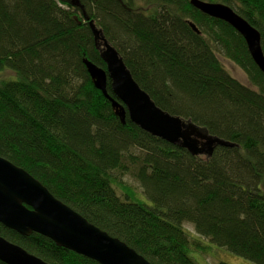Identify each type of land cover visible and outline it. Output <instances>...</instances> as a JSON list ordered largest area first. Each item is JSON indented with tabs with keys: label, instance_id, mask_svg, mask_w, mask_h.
Wrapping results in <instances>:
<instances>
[{
	"label": "trees",
	"instance_id": "1",
	"mask_svg": "<svg viewBox=\"0 0 264 264\" xmlns=\"http://www.w3.org/2000/svg\"><path fill=\"white\" fill-rule=\"evenodd\" d=\"M190 1L0 0V156L150 264H197L203 240L264 264V76L243 38ZM201 1L245 19L264 55V0ZM85 16L157 107L232 146L192 156L122 125L82 62L105 69ZM0 236L48 264H98L36 233Z\"/></svg>",
	"mask_w": 264,
	"mask_h": 264
},
{
	"label": "water",
	"instance_id": "2",
	"mask_svg": "<svg viewBox=\"0 0 264 264\" xmlns=\"http://www.w3.org/2000/svg\"><path fill=\"white\" fill-rule=\"evenodd\" d=\"M72 5H78L74 1ZM201 13L225 22L244 40L247 51L264 76L260 34L230 7L220 3L191 0ZM94 34L105 69L87 59L83 64L95 89L100 91L123 125L126 117L142 131L185 149L192 156L212 154L216 146H232L210 136L189 121L172 116L151 100L132 78L117 51L104 39L93 21L85 16ZM198 32L194 24L189 23ZM107 79L110 90L107 93ZM0 225L21 236L39 234L58 247L98 264H150L124 242L109 236L56 199L38 180L0 156ZM0 262L4 264H48L0 236Z\"/></svg>",
	"mask_w": 264,
	"mask_h": 264
},
{
	"label": "rangeland",
	"instance_id": "3",
	"mask_svg": "<svg viewBox=\"0 0 264 264\" xmlns=\"http://www.w3.org/2000/svg\"><path fill=\"white\" fill-rule=\"evenodd\" d=\"M223 66L225 69L237 80L249 84L248 80L245 76V74L242 72L241 69L236 67L234 64L222 61ZM116 178V181H121L125 184H127L130 188L139 190L138 185L135 183V180L133 177L129 174H121V171H114L112 172ZM113 176V175H112ZM117 193L120 194V190L117 189ZM144 198V197H143ZM142 199V198H141ZM147 204H150L148 201H145ZM191 230V227L188 225H185ZM194 238V237H193ZM203 240L202 246L205 247L208 251V253L204 254V258L201 254V251H191L190 256L193 260L196 261L197 264H217L218 262H224L227 264H253L252 262L246 260L245 258H242L238 255H235L225 249L219 248L209 242H206Z\"/></svg>",
	"mask_w": 264,
	"mask_h": 264
}]
</instances>
